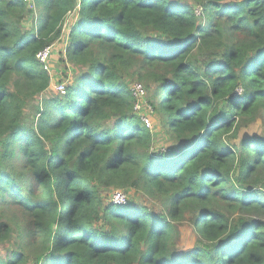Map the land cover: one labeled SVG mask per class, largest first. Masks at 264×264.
<instances>
[{"label":"trees","instance_id":"obj_1","mask_svg":"<svg viewBox=\"0 0 264 264\" xmlns=\"http://www.w3.org/2000/svg\"><path fill=\"white\" fill-rule=\"evenodd\" d=\"M193 1L0 0V264H264V0ZM58 40L77 71L42 97ZM127 79L173 146L152 152Z\"/></svg>","mask_w":264,"mask_h":264},{"label":"rangeland","instance_id":"obj_2","mask_svg":"<svg viewBox=\"0 0 264 264\" xmlns=\"http://www.w3.org/2000/svg\"><path fill=\"white\" fill-rule=\"evenodd\" d=\"M173 1H177L182 4L188 3L190 6L194 5L193 0H173ZM33 11L34 13L31 16H29L24 23V27L26 29H32L34 27L35 17L38 16L39 9L34 8ZM68 20H70V18ZM55 44H53L54 47L50 59V77H51L50 87L42 97H57L58 94L56 93L54 87L59 84H64L65 86L69 85L71 83V79L73 78L75 72L77 71L75 68H73L74 66L72 64L68 62H62L61 55L63 54L64 42L62 40H58L57 42H55ZM82 71L83 68L81 67L78 68V73H81ZM127 82L130 84V87L132 86V84L135 83L139 84V82L131 81L129 79H127ZM140 85L142 84L140 83ZM152 94L153 93L151 91L150 95ZM147 96L148 95L145 93L144 104L139 114L141 116L140 120H142V118L148 120L149 125L151 126L150 130L154 134V139H155L152 152L153 153H156L157 151L162 152V150L167 149L171 145L173 146L174 141L171 135L168 133V131L164 128H161L160 124L157 123L158 120L155 117V115L147 110L148 108L146 103ZM39 99H37L35 102H30L25 109L24 122L28 126H32L34 124V118H35L34 107L38 104ZM156 102H158V100H156ZM243 132H246L247 134H259L260 125L255 124L249 129L244 130ZM237 143L238 142L235 141V144ZM116 192L124 194L126 198V202L128 199H131L134 200V202L143 204L147 207L154 206L152 200L147 199L143 197L141 194L135 193L133 191H128L127 193L124 191H116ZM110 194L111 192L105 193V197L107 198V200H109ZM198 241L199 239L196 235V232L188 222H185L184 224L177 227V240H176L177 250H181V251L189 250L193 248L194 245H197ZM9 251H10L9 246H7L5 249L0 248V257L5 258V255L9 253Z\"/></svg>","mask_w":264,"mask_h":264},{"label":"built area","instance_id":"obj_3","mask_svg":"<svg viewBox=\"0 0 264 264\" xmlns=\"http://www.w3.org/2000/svg\"><path fill=\"white\" fill-rule=\"evenodd\" d=\"M25 2L31 3V0H24ZM196 15L200 14V9H196L195 11ZM53 52V46H48L45 47L44 49H42L41 51H39L36 54V60L43 66V69L45 71H48V63L51 59V55ZM56 93L58 95H64L65 94V85L64 84H59L57 86L54 87ZM130 92L132 93L134 99H135V104H134V111L136 113H140L142 106L144 104V98H145V90L143 88L142 85L140 84H132V86L130 87ZM242 92L241 89L237 90V93L240 94ZM147 110H150V108L148 107ZM140 116V115H139ZM141 119V116H140ZM143 120V121H142ZM142 123L150 130L151 126L149 125L148 120H145L144 118H142ZM112 203L114 204H125L126 203V198L124 196V194L122 193H113L112 194Z\"/></svg>","mask_w":264,"mask_h":264}]
</instances>
